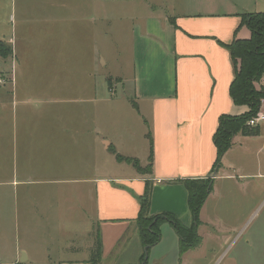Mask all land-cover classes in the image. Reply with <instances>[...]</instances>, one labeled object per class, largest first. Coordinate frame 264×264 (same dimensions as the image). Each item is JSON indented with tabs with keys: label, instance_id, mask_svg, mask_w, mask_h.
Returning a JSON list of instances; mask_svg holds the SVG:
<instances>
[{
	"label": "crops",
	"instance_id": "crops-1",
	"mask_svg": "<svg viewBox=\"0 0 264 264\" xmlns=\"http://www.w3.org/2000/svg\"><path fill=\"white\" fill-rule=\"evenodd\" d=\"M102 1L0 0V25L7 27L0 26V40L11 47L8 58L0 56V94L12 107L14 156H24L26 166L0 180V242L1 203L8 195L16 227L27 241L41 233L43 251H59L60 264H92L97 229L103 243L99 264H139L144 247L136 219L147 180L150 214L170 212L190 226L188 190L174 181L213 178L206 205L217 179L235 178L239 169L224 164L232 146L213 173V137L222 115H241L249 107L242 111L233 102L237 65L219 41L250 38L241 15L264 12V0H249L250 7L240 1L231 12L186 5L170 13L151 6L148 19L133 27L134 93L121 112L132 122L119 124L115 95L99 92L98 24L107 15L99 11ZM255 85L264 89V77ZM259 126L258 135L237 134L233 142L262 136L264 123ZM151 145V172L117 159L120 154L145 166ZM107 153L110 164L103 163ZM161 233L149 262L184 264L186 254L180 261V239L169 222ZM26 243L15 255L23 264L31 259Z\"/></svg>",
	"mask_w": 264,
	"mask_h": 264
},
{
	"label": "rangeland",
	"instance_id": "rangeland-1",
	"mask_svg": "<svg viewBox=\"0 0 264 264\" xmlns=\"http://www.w3.org/2000/svg\"><path fill=\"white\" fill-rule=\"evenodd\" d=\"M238 1H102L105 4L99 5V11H103L102 13L107 15L98 24V49L101 52L98 68L99 92L105 91L115 95L114 109L121 110L120 115L118 114L119 124L132 122L129 116H123L121 112L129 108L127 97L134 93L133 27L138 22H145L146 18L148 19L152 11L151 6L160 5L170 13L186 9V5L191 9L194 7L217 8L223 12L235 11L236 5H241V2L250 7L249 0ZM0 26L3 31L7 28L5 24ZM102 58L107 64H104ZM117 76L123 77L124 82H119ZM109 77L110 82L107 81ZM4 99L0 94V180L9 181L15 172L21 174L26 166L23 167L21 163V160L25 159L24 156L21 158L14 156L15 147L11 126L12 107L10 104L4 103L6 101ZM261 103L260 110L264 111V99L261 100ZM101 106L105 107L106 105ZM240 108L242 111L247 110L245 105ZM23 132L24 130H21V133ZM262 133L260 137L249 139L245 137L240 140L236 138L235 143L232 142V148L225 156L224 164L234 165L239 171L231 170L235 173L233 179L216 180V191L204 205L200 216L202 222L198 229L202 241L196 248L190 249L185 253L186 255L184 254V264H264V129ZM108 154L104 158L102 157L104 164L111 162V157ZM54 165L58 166L60 163H54ZM31 166L34 167V165ZM142 167L143 170H146L148 164ZM44 170L36 169L34 171L43 172ZM216 170L213 172L215 175ZM241 174L245 175L241 176ZM7 186H3L4 189ZM5 196L1 203L2 225L5 230L3 229L4 236L0 242V254L3 256L0 264H23L16 261L15 257L20 242H27V246H31L29 250L31 259L26 264H60L62 259L59 251L51 250L48 253L43 251L40 243V239L43 237L41 233H33L32 241L26 240L23 228H17L13 217L10 216L9 196ZM166 246L169 250L170 243H167ZM182 257L183 255L179 254L180 261L183 259ZM170 262H174L173 256H171Z\"/></svg>",
	"mask_w": 264,
	"mask_h": 264
},
{
	"label": "trees",
	"instance_id": "trees-1",
	"mask_svg": "<svg viewBox=\"0 0 264 264\" xmlns=\"http://www.w3.org/2000/svg\"><path fill=\"white\" fill-rule=\"evenodd\" d=\"M241 17V23L251 30V37L248 39L235 38L230 44L219 42L229 49L231 57L237 65L235 78L230 85V95L233 102L235 105H246L249 110L241 115L224 114L221 116L219 126L213 137L217 148L214 171L220 167L223 156L231 148L233 138L237 134L253 136L260 133L259 126H249L247 122L260 111L262 107L261 100L264 99V90H258L255 86V83L264 76V12H247L243 13ZM171 21L174 23L173 18H171ZM10 54L11 47L0 40V56L7 57ZM108 80L110 82V78ZM133 105L138 109V105L135 102H133ZM117 159L133 164L140 172H151L153 161L152 145L146 170H143L139 160L136 158L117 154ZM177 181L183 182L188 190V205L192 213V224L186 226L176 215L170 212L151 215L152 182L147 180L145 191L140 198V212L136 219L144 247L139 264H143L146 252L149 253L151 247L160 242L162 236L161 226L165 222H169L179 236L180 256L184 255L188 250L196 248L202 241L198 229L202 222L200 217L201 209L213 190V178H188L175 180L174 182ZM95 237L96 244L93 249L91 263L99 264L103 247L99 229H97ZM145 264H151L149 259L145 261Z\"/></svg>",
	"mask_w": 264,
	"mask_h": 264
},
{
	"label": "built area",
	"instance_id": "built-area-1",
	"mask_svg": "<svg viewBox=\"0 0 264 264\" xmlns=\"http://www.w3.org/2000/svg\"><path fill=\"white\" fill-rule=\"evenodd\" d=\"M0 82H2V79H0ZM262 123H264V111L262 110L250 118L247 122L249 126H259Z\"/></svg>",
	"mask_w": 264,
	"mask_h": 264
},
{
	"label": "water",
	"instance_id": "water-1",
	"mask_svg": "<svg viewBox=\"0 0 264 264\" xmlns=\"http://www.w3.org/2000/svg\"><path fill=\"white\" fill-rule=\"evenodd\" d=\"M25 259H26V257H25V253H24V256L22 257V260L24 261ZM148 259H149V253L146 252V254H145V260H144L143 264H145V261L148 260Z\"/></svg>",
	"mask_w": 264,
	"mask_h": 264
}]
</instances>
